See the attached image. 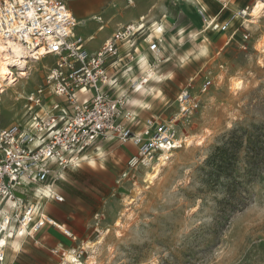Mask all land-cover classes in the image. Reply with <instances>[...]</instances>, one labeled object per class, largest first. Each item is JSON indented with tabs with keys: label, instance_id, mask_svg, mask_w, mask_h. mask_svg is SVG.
Segmentation results:
<instances>
[{
	"label": "rangeland",
	"instance_id": "1",
	"mask_svg": "<svg viewBox=\"0 0 264 264\" xmlns=\"http://www.w3.org/2000/svg\"><path fill=\"white\" fill-rule=\"evenodd\" d=\"M61 1L77 20H86L77 26L84 37L97 29L96 15L103 16L108 26L136 23L145 17L143 33L127 46L137 42L138 53L123 55L118 70L119 94L125 95L122 111L130 114V121L135 117L176 120L179 139L193 137L190 146L172 153L153 184L143 179L145 166L129 168L135 147L114 137L74 162L71 167L76 171L69 172L68 181L78 178L77 170L85 168L94 175H85L84 180L100 181L110 197L104 211H100L102 200L82 196L83 201L72 200L77 211L72 224L77 223L84 233L76 242L85 251L83 264H264V168L246 182L243 136L246 131L264 132V21L239 14L247 8L250 13L255 0H240L244 5L233 14L228 8L222 13L225 6L217 0H209L211 7L205 6L208 0ZM215 25L220 28L213 30ZM225 26V32L221 31ZM112 28L99 33L87 48L97 50ZM156 39L161 41L160 51L151 54L150 41ZM21 60L28 75L19 78L22 66H11L18 85L4 86L0 95L4 126L22 123L25 101L18 98L44 85L48 68L56 64L52 57ZM147 67L150 75L144 72ZM238 80L243 86L235 90ZM209 81V88L202 91ZM186 89L194 100L189 109L194 110L178 118L182 112L178 98ZM233 132L243 136L233 175L244 185L228 201L226 184L233 177L218 176L209 159ZM58 168L53 166L51 180ZM49 190L45 183H28L17 193L22 207L33 204L48 216L65 219L63 205L69 199L61 193L65 200L56 201ZM242 195L247 198L245 204L240 202ZM86 220L92 225L84 227ZM74 243L60 245L66 255ZM86 244L92 249L85 248ZM6 252L7 264H63L64 259L51 257L49 252L45 254L52 260L43 256L30 238L14 237Z\"/></svg>",
	"mask_w": 264,
	"mask_h": 264
},
{
	"label": "built area",
	"instance_id": "2",
	"mask_svg": "<svg viewBox=\"0 0 264 264\" xmlns=\"http://www.w3.org/2000/svg\"><path fill=\"white\" fill-rule=\"evenodd\" d=\"M248 10H241L240 16L250 17ZM96 20L102 25L101 18ZM144 29L143 22L126 24L105 41L100 51L90 53L86 40L76 32L73 11L63 1L0 0V43L21 44L31 53L32 62L41 61L39 57H52L56 62L48 68L44 85L18 98L25 101L22 123L4 126L0 115V211L1 232L5 234L0 243L6 237L0 251L5 259L11 239L34 238L46 225L60 229L77 242L78 236L62 230L49 216L41 214L40 208L22 207L17 196L25 184L45 183L53 199L64 201L51 180L53 166L74 167L75 161L110 137L137 150L128 161L131 171L143 165L155 166L160 153L172 154L182 148L176 120L147 118L141 122L135 117L130 121V114L122 111L125 95L120 96L119 79L110 68L121 67L122 49L126 56L128 44ZM225 30L226 27L222 31ZM150 42V52L157 54L160 39ZM133 48L134 45L127 54ZM210 84L211 81L206 83L202 91ZM178 100L181 110L192 108L194 100L188 89ZM84 252L79 247L70 249L68 255L63 249L54 250L64 258L63 263L68 256H74L76 263L83 264Z\"/></svg>",
	"mask_w": 264,
	"mask_h": 264
},
{
	"label": "crops",
	"instance_id": "3",
	"mask_svg": "<svg viewBox=\"0 0 264 264\" xmlns=\"http://www.w3.org/2000/svg\"><path fill=\"white\" fill-rule=\"evenodd\" d=\"M217 2H218L219 5L225 6L224 10H222V13L225 10H227V8H228L230 14H233L234 10H238L241 7V5H244L243 4L244 1H241V3H240V0H217ZM211 5H212V3H210V1L208 0L207 4L205 6L211 7ZM96 18H101L102 21H103V23L101 25L95 19L94 21L97 23V25H96L97 26V29L94 32L89 33L88 36L84 37L81 34H79L77 32V30H76L77 34L79 36H81L84 40H86V44L87 45H88V42L94 41L97 38V36H98L99 33L105 32V30H107L111 26H113V28L105 36L104 40L101 42L102 44L100 45V47L97 50L91 51V50H89V48H87V50H89L90 53H96V52L100 51L101 48L103 47V45L105 44V41L107 39H109L110 37H112V35L114 33H116L119 29L122 28V26H125L126 25V24L122 25V23H123L122 22V23H113L112 25H109L108 26V23H106V21L103 18V16L96 15ZM141 19H143V20H141ZM141 19H140L141 21L139 20L136 23L143 22V24L146 27L147 24L144 22L145 17H142ZM83 21H86V20L85 19L84 20H81L80 21V24ZM127 24H129V23H127ZM228 43H229V41H228ZM87 45H86V47H87ZM129 49L126 48L127 51H129ZM127 51H126V53H127ZM133 52L134 53H136V52L138 53L137 42L134 45ZM148 52L151 53L150 50H149V48H148ZM124 53L125 52L122 49L121 58H122L123 55H125ZM151 54H153V53H151ZM141 56L143 57L144 55H141ZM118 70L119 69L115 70L113 68H110V72L113 75H115L116 77H118V73H119ZM118 79H119V77H118ZM118 87H119V90H120V85ZM139 120L142 122L145 119H142V120L139 119ZM103 142L98 143L97 145H100ZM97 145H96V147H98ZM126 145H131V144H126ZM130 157H132V156H130ZM73 169L74 168H72V167L62 168V167L59 166V168L57 170V174L58 175L55 176L54 178H52L53 182H55V184H56V193L59 194L60 196H62V194H64L65 197L69 199L68 200V203L66 205L65 204L63 205V207L67 210V217L65 219H59V220L56 219V218H54V217H52V216H49V217L53 221H55V223L57 225L64 226L66 229H68L75 236H78V240H79V239L83 238V236H84L83 234L84 233L82 231V228L77 223L76 224H72L71 219L75 220L74 217L76 216V213H77V211H74V208L72 207V200L83 201V198L84 197L85 198H89L90 201L97 200V199L102 200L104 204H103V206H101L100 211L101 210L104 211L106 209L107 201L110 199V197L107 196V194H105L103 192V191L106 190L105 189V186L106 185L104 187H102V183L100 181H90V180L85 181L84 180V176L85 175H89L91 177L94 175L90 170L88 171L85 168L83 170H77V171H79V173H77L78 178H76L75 180H69L68 181V179H67L66 176L69 174V172H75L76 171V170L73 171ZM60 179H61V181H60ZM67 181L70 182V183H68ZM17 196H18V193H17ZM41 214H44L45 216H48L42 210H41ZM88 223L89 224H87V220H86L85 221V224H84V227H87L89 225L90 226L92 225L90 222H88ZM50 226L51 225H46L42 229V231H40L37 234V238L34 237V238H30V239H33L35 241L37 250L39 252H42L43 256H46L47 257L46 254H47V252H49L51 254V257L59 258L60 256L58 254L54 253V250L60 251L61 250V246L60 245H63V244H71L72 241L62 231H60V229L58 230L57 228H55L53 231L50 230ZM17 239H19V238H17ZM27 239H29V238L20 239V240H24L25 241ZM9 243H10V241L8 242V246H9ZM74 244L78 247V245L76 244V242ZM76 246H71L70 249H75V248H77ZM7 249H8V247H7ZM7 249H6V251H7ZM51 257H47V258L50 259V260H52Z\"/></svg>",
	"mask_w": 264,
	"mask_h": 264
},
{
	"label": "bare ground",
	"instance_id": "4",
	"mask_svg": "<svg viewBox=\"0 0 264 264\" xmlns=\"http://www.w3.org/2000/svg\"><path fill=\"white\" fill-rule=\"evenodd\" d=\"M130 4H131V2H130ZM201 8H202V10H205L204 6H201ZM253 10H255V6L252 8L251 11H253ZM259 17H260V15H257L255 17L250 15V18L253 19V20L254 19H259ZM75 19H76V23H77V26H78L82 19H80V20L78 19L77 20L76 17H75ZM251 19H245V22L246 23L247 22L254 23V22H252ZM141 20H143V19H141ZM207 21H208V18H207V20H205V22H207ZM225 27L227 29V26H225ZM219 28H220L219 25H215L213 27V30H218ZM224 28H222L221 31L224 30ZM261 51H262V53H264V43L261 46ZM30 55H31V53L24 46H22L21 44H14L12 42H8V43L2 42V43H0V95L3 94L4 91L6 90V89L3 90L4 86L15 87V86L18 85V79H16L14 77V73H13V71L11 69V66H14V67H16L18 65L22 66V68L19 69V71H20L18 73L19 78L20 77H26L28 75V72L26 71L27 68H24L25 63L21 59L23 57H29L30 58ZM43 58L44 57H39V59H43ZM144 72L146 74H149V75L152 73L151 69H149V68L147 70H144ZM138 85L139 84H137V87H138ZM233 86H234L235 90H239L240 88H242L243 83L238 80V81L234 82ZM187 109L182 110V112L180 114H178L177 117L178 118L184 117L183 115H185L186 113L191 112L189 108H187ZM193 110L194 109H192L191 113H193ZM185 111H188V112L184 113ZM23 117H24V115L22 116V118ZM22 118H21V120H22ZM191 139H193V137H185V136L181 137L180 138V140H181L180 142L183 144L182 147L183 146H190L191 143L193 142V140H191ZM172 156H173V154L160 153L159 158L157 160V165L152 166V167L145 166L146 170H144V175H143L144 181L153 184L158 179V176L160 175V171L162 169V166H167L169 164V160H170V158ZM1 216H2V213L0 211V217ZM60 227H61L62 230H65L64 226L61 225ZM1 230H2V225H0V234H1ZM4 239L5 240L1 244L6 242V237H4ZM91 247L92 246H89L87 244L85 245V248H87V249H92ZM66 261L67 262H64L63 264H80V263H76L74 261V256H72V257L68 256L66 258Z\"/></svg>",
	"mask_w": 264,
	"mask_h": 264
},
{
	"label": "trees",
	"instance_id": "5",
	"mask_svg": "<svg viewBox=\"0 0 264 264\" xmlns=\"http://www.w3.org/2000/svg\"><path fill=\"white\" fill-rule=\"evenodd\" d=\"M243 136L246 142L244 148L247 165L245 176H247L246 182H249L259 176V173L264 168V132L259 129L253 133L246 131ZM243 136H239L236 132H233L227 142H225L226 144L218 147L209 159V164L215 166L218 176L224 174L227 179L230 176L233 177L226 184V199L228 201L236 196L237 188L244 185L241 180L233 175V169L238 161L237 153L244 146V142L241 141ZM246 200L245 195H242L240 202L245 204Z\"/></svg>",
	"mask_w": 264,
	"mask_h": 264
},
{
	"label": "snow or ice",
	"instance_id": "6",
	"mask_svg": "<svg viewBox=\"0 0 264 264\" xmlns=\"http://www.w3.org/2000/svg\"><path fill=\"white\" fill-rule=\"evenodd\" d=\"M250 15L251 16L260 15L261 20L264 21V0H259V2L255 4V10L251 11ZM82 90L87 91V89H82ZM165 143H167V141H165ZM161 147H163V145H161Z\"/></svg>",
	"mask_w": 264,
	"mask_h": 264
},
{
	"label": "clouds",
	"instance_id": "7",
	"mask_svg": "<svg viewBox=\"0 0 264 264\" xmlns=\"http://www.w3.org/2000/svg\"><path fill=\"white\" fill-rule=\"evenodd\" d=\"M258 2H259V0H255V4L258 3ZM253 17H255V16H253ZM8 235L10 236L11 235V232H9ZM3 244H0V248L3 247ZM0 261H3L4 264H7V261L5 260V255H4V252L3 251H0Z\"/></svg>",
	"mask_w": 264,
	"mask_h": 264
}]
</instances>
